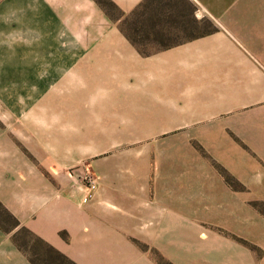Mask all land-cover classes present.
Returning <instances> with one entry per match:
<instances>
[{
    "label": "crops",
    "instance_id": "1",
    "mask_svg": "<svg viewBox=\"0 0 264 264\" xmlns=\"http://www.w3.org/2000/svg\"><path fill=\"white\" fill-rule=\"evenodd\" d=\"M111 1L115 18L0 0V203L18 221L0 264H31L21 226L78 264H264V219L215 168L247 146L264 160L246 121L264 113V0Z\"/></svg>",
    "mask_w": 264,
    "mask_h": 264
},
{
    "label": "rangeland",
    "instance_id": "2",
    "mask_svg": "<svg viewBox=\"0 0 264 264\" xmlns=\"http://www.w3.org/2000/svg\"><path fill=\"white\" fill-rule=\"evenodd\" d=\"M114 14V11H112ZM15 99L9 98L7 99V103L5 101V98H0V109H7L10 108L8 105L10 101H14ZM7 105V108H6ZM22 106V104L20 105ZM18 106V108L20 107ZM40 109H43L42 107ZM44 109H48L47 106L44 107ZM258 120L262 125H264V113L262 114H252L249 113V115L246 117V121H248L249 124H254L255 121ZM245 120H243L244 122ZM260 131V130H259ZM257 130H250V134L256 133ZM263 133V139H259L260 144H264V129L262 130ZM258 142V140L254 141ZM248 148L249 156L247 160L242 161H230V163H220L215 162V168L216 171H222L225 169V171L228 172L232 171V173H235L236 175L242 176V182L237 181L235 178H233V183L230 185L233 188H237L238 190H242V196H247L248 201V213H247V220L248 224H254L257 220L264 219V160L260 158V156L253 152V149L251 147ZM83 172L85 171H91L93 173V168L90 162L85 161L84 163L75 165L71 169L77 170L80 168ZM228 169V170H227ZM82 172V174H83ZM218 173V172H217ZM82 174L79 177L84 183L87 184L85 179H82ZM244 192V193H243ZM0 221L2 225L11 227L12 222L10 220H7L5 217L0 215ZM224 230V229H223Z\"/></svg>",
    "mask_w": 264,
    "mask_h": 264
},
{
    "label": "trees",
    "instance_id": "3",
    "mask_svg": "<svg viewBox=\"0 0 264 264\" xmlns=\"http://www.w3.org/2000/svg\"><path fill=\"white\" fill-rule=\"evenodd\" d=\"M96 1L111 17L115 18L121 15L120 10L116 6V4L113 3L111 0H96ZM112 11H114V14L112 13ZM203 28L204 31H202V33L210 32L211 30L214 29L213 27H211L209 22H205ZM140 52L146 53L147 51L144 49H140ZM222 173L224 175L226 183L232 185L234 180L233 177L229 175V173H227L225 170H222ZM0 215L12 222V226L7 227L2 225L0 221V227L3 230L9 231L11 228L17 226L18 221L1 205V203H0ZM61 235L64 238H66L64 232H61ZM232 236L237 241L247 245L250 249H252L256 253H260V249L256 245L250 243L249 241L241 237L235 235ZM13 239L17 248L27 255L31 264H78L74 260L69 258L67 255L59 251L57 248H55L53 245L43 240L41 237L37 236L35 233H33L30 229H28L25 226L19 227L13 233ZM142 247L144 249L147 248L146 245H142ZM155 259L158 264H172L170 261L166 260L158 253H155Z\"/></svg>",
    "mask_w": 264,
    "mask_h": 264
},
{
    "label": "built area",
    "instance_id": "4",
    "mask_svg": "<svg viewBox=\"0 0 264 264\" xmlns=\"http://www.w3.org/2000/svg\"><path fill=\"white\" fill-rule=\"evenodd\" d=\"M80 176L81 175H79V177ZM82 179H85L86 182H87V184L86 183L85 184L87 186L88 193L91 192L97 186V184H98V178H97V176L94 173H92L91 171H85V172H83ZM88 196L89 195H87L84 200H86Z\"/></svg>",
    "mask_w": 264,
    "mask_h": 264
}]
</instances>
